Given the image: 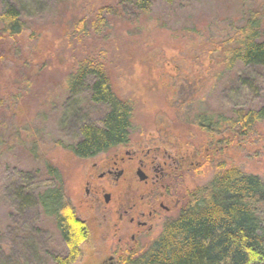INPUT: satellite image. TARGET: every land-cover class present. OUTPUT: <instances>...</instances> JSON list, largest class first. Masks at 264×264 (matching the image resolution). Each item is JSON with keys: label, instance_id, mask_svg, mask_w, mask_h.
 I'll return each mask as SVG.
<instances>
[{"label": "rangeland", "instance_id": "1", "mask_svg": "<svg viewBox=\"0 0 264 264\" xmlns=\"http://www.w3.org/2000/svg\"><path fill=\"white\" fill-rule=\"evenodd\" d=\"M37 1L29 7L27 0H0V14L14 2L25 15V30L14 39L6 38L0 26V264H55V257L64 254L53 218L36 201L58 186L89 229L73 264H97L115 250L119 235L113 238L100 215L87 216L78 206L89 165L71 154L74 139L67 130L74 128L76 134L75 126L64 119L69 107L94 125L106 113L84 93L67 92L70 71L86 56L105 63L113 90L129 100L133 141L163 133L178 145L195 143L213 155L195 178H183L184 205L189 192L201 189L218 170L234 168L264 182V122L248 130L228 125L238 112L264 104V68L236 65L225 71L212 45L183 31L196 27L217 40L264 0H156L150 14L138 19L119 7V0ZM105 5L118 12L105 16L106 40H78L75 21L92 19ZM198 116L219 125L202 131L195 124ZM18 194L26 196L24 206ZM261 211L264 220V205ZM161 228L138 248H146Z\"/></svg>", "mask_w": 264, "mask_h": 264}, {"label": "trees", "instance_id": "2", "mask_svg": "<svg viewBox=\"0 0 264 264\" xmlns=\"http://www.w3.org/2000/svg\"><path fill=\"white\" fill-rule=\"evenodd\" d=\"M154 1L119 0L117 5L124 6L133 19H138L150 14ZM27 2L31 3L29 7L38 3L37 0ZM109 7L111 10H102ZM111 13L118 12L112 11L111 5H105L92 19L76 20L73 32L77 33L78 40L89 36L92 42L106 40L109 26L105 16ZM24 17L17 3L6 4L0 14V26L6 38L14 39L25 30ZM205 29L210 32L209 25ZM183 31L192 33L190 36L198 39L197 42L212 45L225 71L233 70L236 65L264 68V3L247 10L243 23L221 31L223 35L217 40L200 34L196 27ZM97 55L100 56V52ZM67 82L69 94L84 93L92 105L106 109L99 125L84 121L76 110L67 109L70 114H65L64 119L68 126L74 124L76 133L72 132L74 128L67 130L74 139L69 146L71 154L76 158L92 157L126 142L132 130V106L113 90L105 63L99 57L86 56L74 71H70ZM72 102L75 101L70 104ZM234 119V123H228L230 128L237 126L248 130L264 122V104L244 114L238 112ZM211 120V117L198 116L195 124L202 131L213 132L219 123L214 125ZM54 180L58 183L56 177ZM17 197L21 206L27 203L26 196L18 194ZM36 201L42 212L53 218L64 243L65 252L55 257V264H73L80 257L81 245L89 238L88 227L76 217L59 186L44 190ZM263 205L262 179L234 168L218 170L201 189L189 192L182 211L164 225L156 239L143 250L136 248L121 255L119 264H264Z\"/></svg>", "mask_w": 264, "mask_h": 264}, {"label": "flooded vegetation", "instance_id": "3", "mask_svg": "<svg viewBox=\"0 0 264 264\" xmlns=\"http://www.w3.org/2000/svg\"><path fill=\"white\" fill-rule=\"evenodd\" d=\"M131 135L132 130L126 142L95 156L75 158L89 165L79 208L87 216L100 215L113 238L119 235L115 250L97 264H117L121 255L174 220L187 195L183 178H195L212 161L211 152L195 143L181 146L163 133L135 141Z\"/></svg>", "mask_w": 264, "mask_h": 264}]
</instances>
